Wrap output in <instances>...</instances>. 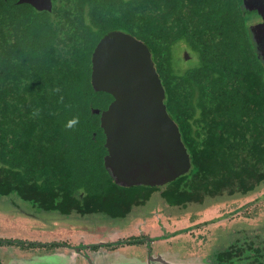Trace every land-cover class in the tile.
Segmentation results:
<instances>
[{
	"label": "trees",
	"instance_id": "16d2710c",
	"mask_svg": "<svg viewBox=\"0 0 264 264\" xmlns=\"http://www.w3.org/2000/svg\"><path fill=\"white\" fill-rule=\"evenodd\" d=\"M242 2L53 0L48 12L0 0V197L16 194L42 212L124 218L156 190L172 207L199 210H226L263 190L264 66ZM112 31L149 47L191 157L190 172L163 187L119 186L104 165L106 137L92 108L108 109L113 97L93 88L92 55ZM73 117L78 124L65 127ZM236 213L244 223L254 215ZM219 257L264 264V221Z\"/></svg>",
	"mask_w": 264,
	"mask_h": 264
},
{
	"label": "rangeland",
	"instance_id": "374dc122",
	"mask_svg": "<svg viewBox=\"0 0 264 264\" xmlns=\"http://www.w3.org/2000/svg\"><path fill=\"white\" fill-rule=\"evenodd\" d=\"M160 193L161 190L153 191L149 200L135 207L124 218L105 214L82 217L42 212L16 194L0 197V261H7V264L12 255L26 257L30 251V257L34 254L44 258L43 261L41 259L43 264L48 261L56 264L57 258L50 260L44 256L62 253L67 260H75L70 264H82V253L86 251H82L76 260L77 254L73 249L97 246L98 250H87L90 262L84 264H91V260L94 264H132L130 260L135 257L136 264H143L149 259L151 250L152 255L162 254L172 260H195L197 257L199 264H205L208 254L224 249L238 232L259 231L264 221V189L251 199L238 202L237 206L230 205L226 210L219 207L199 210L201 206L198 205L172 207ZM236 207H242L246 213L252 211L254 215L250 222H241V213L231 214ZM116 234L119 236L116 237ZM146 238L149 246L126 244L131 239L146 243ZM32 242H58L65 246L41 251L38 246H30Z\"/></svg>",
	"mask_w": 264,
	"mask_h": 264
},
{
	"label": "water",
	"instance_id": "95a60500",
	"mask_svg": "<svg viewBox=\"0 0 264 264\" xmlns=\"http://www.w3.org/2000/svg\"><path fill=\"white\" fill-rule=\"evenodd\" d=\"M23 3L38 11L53 9V0H18V4ZM242 10L250 14L248 31L264 66V0H243ZM91 82L96 92L113 97L108 109L92 108V114L100 115L108 151L104 165L117 185L163 187L190 172V154L179 126L168 113L165 88L143 41L124 31L104 36L92 55ZM80 250L74 251L78 255ZM44 257L57 258L56 264L75 261L67 260L63 253ZM41 259L16 257L7 264H43ZM134 259L130 260L132 264L137 263ZM147 262L143 264H199L192 259H168L162 254L150 255Z\"/></svg>",
	"mask_w": 264,
	"mask_h": 264
},
{
	"label": "flooded vegetation",
	"instance_id": "af4514ba",
	"mask_svg": "<svg viewBox=\"0 0 264 264\" xmlns=\"http://www.w3.org/2000/svg\"><path fill=\"white\" fill-rule=\"evenodd\" d=\"M193 228L195 227V225H193L192 226ZM146 240H147V238H146ZM117 241H119V239L117 240ZM263 241V239H257V243H258V246L257 247H259L260 246V242H262ZM116 242V241H115ZM125 242V241H124ZM143 242V244H145V245H147L148 244V246H149V242H148V240L146 241V243L144 242V241H142ZM32 243H34V242H32ZM139 244H142V243H140V240H139V242H138ZM37 244H40L41 246H40V248H41V251H45V250H48L49 249V247H45L48 243H46V244H44V243H37ZM133 244H137V243H133ZM151 244V243H150ZM62 245V247L63 246H65V245H63V244H61ZM61 245H58L59 247L61 246ZM30 246H32L31 244H30ZM151 248V247H150ZM226 248H228V245H226V247H224V249H222V250H220L219 252H215L213 255H207L206 257H207V260H204V263L205 264H224V259L222 258V257H219V253L221 252V251H223V250H225ZM73 249V248H72ZM99 248L97 247L96 249H93V247H85V249H82V250H80V252H79V254H81V252L82 251H86V252H83L82 254H84V256H83V260L82 261H89L90 262V258H88V253H87V250H98ZM115 249V248H114ZM75 249H73V251H74ZM29 252L30 251H28L27 253H28V256L30 257V255H29ZM149 255H152V250H151V252L149 253ZM12 256H16V255H12ZM12 256H11V258H12ZM28 256H26V257H28ZM195 261L196 262H199V260H198V258L196 257L195 258ZM7 261H0V264H5Z\"/></svg>",
	"mask_w": 264,
	"mask_h": 264
},
{
	"label": "clouds",
	"instance_id": "9594fccd",
	"mask_svg": "<svg viewBox=\"0 0 264 264\" xmlns=\"http://www.w3.org/2000/svg\"><path fill=\"white\" fill-rule=\"evenodd\" d=\"M78 122H79L78 117H73L71 120L67 121V123L65 124V127L72 128L75 125H77Z\"/></svg>",
	"mask_w": 264,
	"mask_h": 264
},
{
	"label": "crops",
	"instance_id": "0c3cea01",
	"mask_svg": "<svg viewBox=\"0 0 264 264\" xmlns=\"http://www.w3.org/2000/svg\"><path fill=\"white\" fill-rule=\"evenodd\" d=\"M119 235L118 234H116V237H118ZM116 238H113V240H114V242L116 241L115 240ZM118 240V239H117ZM36 251V250H35ZM33 253V252H32ZM80 254H78L77 255V258H76V260L78 259V256H79ZM24 256V255H23ZM34 256V254H32L31 255V257H33ZM16 257H18V258H29V257H19L18 255H16V256H12V258L11 259H13V258H16ZM135 258H137V257H135ZM85 263V261H82V264H84ZM80 264V263H79Z\"/></svg>",
	"mask_w": 264,
	"mask_h": 264
}]
</instances>
